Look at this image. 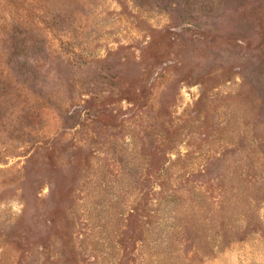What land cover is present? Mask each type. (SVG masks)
Masks as SVG:
<instances>
[{
  "label": "rangeland",
  "instance_id": "1",
  "mask_svg": "<svg viewBox=\"0 0 264 264\" xmlns=\"http://www.w3.org/2000/svg\"><path fill=\"white\" fill-rule=\"evenodd\" d=\"M0 264H264V0H0Z\"/></svg>",
  "mask_w": 264,
  "mask_h": 264
}]
</instances>
